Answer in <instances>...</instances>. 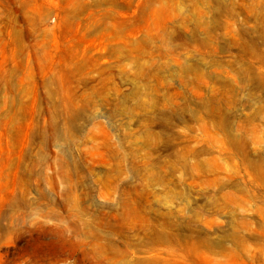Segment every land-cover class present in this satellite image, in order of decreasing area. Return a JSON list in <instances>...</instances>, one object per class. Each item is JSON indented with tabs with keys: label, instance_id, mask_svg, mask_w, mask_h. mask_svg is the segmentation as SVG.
<instances>
[{
	"label": "rangeland",
	"instance_id": "rangeland-1",
	"mask_svg": "<svg viewBox=\"0 0 264 264\" xmlns=\"http://www.w3.org/2000/svg\"><path fill=\"white\" fill-rule=\"evenodd\" d=\"M0 264H264V0H0Z\"/></svg>",
	"mask_w": 264,
	"mask_h": 264
}]
</instances>
